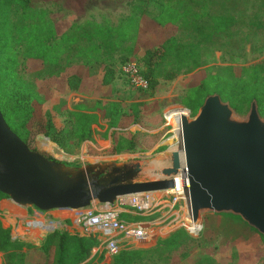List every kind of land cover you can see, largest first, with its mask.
Listing matches in <instances>:
<instances>
[{"label": "trees", "instance_id": "1", "mask_svg": "<svg viewBox=\"0 0 264 264\" xmlns=\"http://www.w3.org/2000/svg\"><path fill=\"white\" fill-rule=\"evenodd\" d=\"M37 1L0 0V111L11 130L28 147L29 139L35 134L45 136L59 147L63 139L74 140L76 143L91 140L92 125L98 120L102 105L95 101L89 107L84 105L67 109L64 120L58 118L57 111L38 115L36 104L42 101V96L32 81L19 74L20 54L25 58L40 60L59 71L62 58L65 62L80 60L85 65H102L101 82L109 84L114 77V53H120L121 62L132 52V46L125 45L126 40L131 38L127 29L131 31L132 23L137 21L138 14L151 5L157 10L156 18L160 23H176L180 20L178 26L188 35L186 39L170 35L156 47L144 51L140 74L147 81L148 90L152 92L160 79H173L181 72L198 68L203 62V46L211 43L213 37L227 31L235 22L231 13H210L207 10L209 0H135L131 6V15L120 25L113 27L92 22L77 24L64 32L59 40H55L53 21L48 17L47 11L36 8ZM62 1L66 8L81 11L86 0ZM80 83L78 74L67 75L66 86L71 91H78ZM215 93L223 101H228L237 112L245 111L253 101L262 106L264 66L255 64L244 67L242 75L233 79L209 73L190 86L180 102L190 110L192 116L205 97ZM123 116L129 117L131 124L139 125L141 130L131 132L119 128V120ZM105 122L107 129L111 130L112 154L122 150L131 153L148 151L166 130L163 126V115L145 110L138 102L131 103L128 111H122L117 101H111L108 103ZM151 130L157 131L152 133ZM48 158L53 159L50 156ZM1 199H8V196L0 192ZM129 209L136 211L133 207ZM136 213L135 216L127 214L120 217L131 222L146 220L138 211ZM181 235L187 236V232L179 228L164 238L158 237L150 249L157 252L162 244H178ZM98 244L97 234L80 235L65 229L49 231L35 244L12 238L10 227H5L0 219V252L3 254V264H23L25 251L38 245L44 253H53V264H81ZM142 252L146 251L120 248L112 255L110 263L103 264H129ZM208 256L211 257L210 254ZM98 259L102 260L103 255Z\"/></svg>", "mask_w": 264, "mask_h": 264}, {"label": "rangeland", "instance_id": "2", "mask_svg": "<svg viewBox=\"0 0 264 264\" xmlns=\"http://www.w3.org/2000/svg\"><path fill=\"white\" fill-rule=\"evenodd\" d=\"M134 2L135 0H86L84 2L86 13L84 7L81 11L66 8L62 0H38L35 5L36 8L47 11L48 17L53 21L54 38L59 40L64 32L77 24L85 25L92 22L113 27L120 25L131 15V6ZM207 10L212 14L231 13L235 22L227 31L217 34L211 43L203 46V62L198 68L181 72L173 79H160L152 92L148 87H135L122 71V66L132 60L140 71L143 68L141 59L146 49L156 47L170 35H175L179 39H186L188 35L178 26L180 20L176 23H160L156 18V8L151 5L138 14L137 21L132 23L131 31L127 29L131 38L126 40L125 45L132 46V52L125 61L121 62L120 53H114V77L109 84L101 82L102 65H85L80 60L65 62L62 58L59 71L56 67L47 66L40 60L19 55V74L32 81L42 96V101L36 104L38 115L57 111L58 118L64 120L68 106L89 107L95 101H99L102 105L99 117L105 121L108 103L111 101H117L122 111H128L131 103L138 102L145 110L163 115L166 130L160 139L162 145L148 151L131 153L122 150L112 154L110 148L96 149L93 138L82 143L63 139L59 147L49 140L56 145L51 146L45 136L35 134L29 139V147L70 166L109 160L148 162L149 159H153L148 165L146 164L144 168L146 172L142 173L139 179L159 177L156 170L160 166L169 165L168 160L165 159L167 152L174 150L173 145L178 148L181 142V137L173 135L172 127L167 124L165 116L171 109L183 107V114L173 121L174 133L181 131L182 116L188 113L180 102L186 90L209 73H217L233 79L242 75L244 67L255 64L264 66V0H209ZM71 73L78 74L81 78L78 91H71L66 86V77ZM248 109L249 107L238 113L246 114ZM257 109L259 115L264 117V103L262 106L257 104ZM192 116L190 113L189 117ZM130 121L129 117L123 116L119 120L118 127L133 132V124ZM171 136L173 138H169ZM81 150H84L83 154L89 156L81 157ZM155 195L161 201L162 208L160 212L151 214L153 216L149 219L153 220L165 214L164 205L167 200V196L161 191H156ZM141 197L144 195H139L138 199H142ZM176 211L181 221L178 219L173 227L170 225V228L166 227L169 219L154 226L156 232H153L152 238H155L156 234L159 238H164L179 228L184 229L187 236L181 235L178 244H162L160 251L157 252L150 248L145 249L146 252L138 254L129 264H264V237L256 229L254 231L253 227L250 228L251 226L241 218L231 217L226 213L205 212L200 215L199 230L189 232L182 224L186 223L182 199L177 200ZM3 212L8 215L13 211L3 210ZM209 254L211 257L208 256ZM53 258L52 252L46 254L38 245L25 251L23 264H53ZM0 264H3L1 252Z\"/></svg>", "mask_w": 264, "mask_h": 264}, {"label": "water", "instance_id": "3", "mask_svg": "<svg viewBox=\"0 0 264 264\" xmlns=\"http://www.w3.org/2000/svg\"><path fill=\"white\" fill-rule=\"evenodd\" d=\"M181 123V157L167 152L169 165L156 170L159 177L139 181L153 159L70 166L30 149L0 111V192L23 207L78 209L172 188L186 168L194 222L205 212L232 214L264 237V117L257 103L240 114L211 94Z\"/></svg>", "mask_w": 264, "mask_h": 264}, {"label": "built area", "instance_id": "4", "mask_svg": "<svg viewBox=\"0 0 264 264\" xmlns=\"http://www.w3.org/2000/svg\"><path fill=\"white\" fill-rule=\"evenodd\" d=\"M122 71L124 74L130 79L135 87H144L147 88V81L140 74L139 68L137 64L129 60L128 63H125L122 66ZM188 117L190 116V110L188 108ZM168 115L165 116V119L168 122ZM171 132V131H170ZM47 141L49 139L47 138ZM182 146V143H181ZM174 187L177 182L180 183L182 187L181 192H176L172 188H167L164 190H160L167 196L166 212L162 216H158L156 220L150 221H139V222H130L120 217V214L124 212V209L129 207H133L140 214H155V212H160L161 210V201L156 197L155 192H140L135 193L132 196V199L135 204H130L125 202V196L118 197L113 203H100L97 201L92 202L89 206L84 208H54L50 210H40L34 206L31 207H23L15 204L13 201L12 204L19 209L29 210L30 213H27V216H24L23 212L20 213H9L8 215L0 210V219L2 224L5 227H10L11 229V237L12 238H20L32 243H38V241L43 238V236L55 229H65L70 233H79L80 235L84 234H97L99 239V244L93 248L92 253H96L100 251V255H104L108 253L109 255L116 254L122 246L120 244L124 240L134 239L137 241L145 242L147 239L153 237L154 226L161 224L166 219L168 220L167 226L169 228L177 223V220L180 219L179 215L176 211L177 200L182 199L185 210V220L189 217V221L186 220V223H182L189 232H196L199 230L200 226L198 224H192L193 215L190 208L189 202V194H188V178H187V170L186 168H182L179 170L178 174L173 177ZM139 195H144L141 197L142 199H138ZM127 196V195H126ZM157 198V199H156ZM125 205V206H124ZM55 209H68L72 211L78 210L77 221L79 227H72L67 219H63L59 221L57 218H47V222H52L56 225L55 228L50 230H43L42 236L38 237L40 230L35 234L31 229H35L38 226V223L34 221V217L36 214L44 215L50 211ZM83 210V211H82ZM7 211V210H6ZM135 211V210H134ZM135 211V212H136ZM149 212V213H148ZM151 212V213H150ZM183 220V219H182ZM184 220V221H185ZM181 221V219H180ZM171 225V226H170ZM95 229L93 232L87 231L85 229ZM172 229V228H171Z\"/></svg>", "mask_w": 264, "mask_h": 264}, {"label": "crops", "instance_id": "5", "mask_svg": "<svg viewBox=\"0 0 264 264\" xmlns=\"http://www.w3.org/2000/svg\"><path fill=\"white\" fill-rule=\"evenodd\" d=\"M84 9H85V3H84ZM85 13H86V9H85ZM76 107V106H75ZM75 107H70L68 106V109H73ZM176 114V113H175ZM180 115V114H179ZM187 116V115H186ZM175 119V118H174ZM174 124V122H173ZM163 126H165V123L163 124ZM132 127L135 130H140V126L137 124H133ZM161 129V127L159 128ZM92 130H93V139L96 143L97 148L96 149H108L111 146V136H110V132L111 130L107 129V124L105 121H102V119L99 117L98 115V120L92 125ZM143 130V129H142ZM157 130H151L150 132H156ZM88 141V140H87ZM51 145L56 146L54 143L48 141ZM170 142V141H169ZM168 142V143H169ZM163 142L160 140L151 148V149H156L157 147H159L160 145H162ZM173 147H175L173 145ZM82 151V150H81ZM84 151V150H83ZM81 152V157L86 156L87 154H83L84 152ZM89 156V155H87ZM144 180V179H142ZM150 180V179H148ZM0 208L3 210H8V211H13L14 213H20L23 212L21 214H23L24 216H27V213H30V211L28 210H22L19 211V209L17 207H15L12 202L9 199H1L0 200ZM125 211L122 212L120 214L121 215H127V214H131V215H137V213L132 210V209H124ZM83 211V210H82ZM77 215H78V210L77 211H72V210H68V209H55L53 211H50L44 215H39L36 214L34 217V221L38 223V226L35 227V229H31L32 232L35 234V232L37 233L39 230V235L38 237H41L42 231L43 230H50L56 227V225L52 222H47V218H57L59 219V221H62L63 219H67L69 221V223L71 224L72 227H79L78 225V221H77ZM141 216L146 217L145 221H150L153 219H149L151 218L153 215L151 214H141ZM131 222V221H130ZM133 222V221H132ZM138 222V221H136ZM87 231L93 232L95 229H85ZM156 232V231H154ZM158 234L155 235V238H149L147 239L145 242L142 243V241H137L134 239H128V240H124L122 241V243L120 244V246H122L121 248H125V249H130L133 247H142L144 250L148 249V248H152L155 245V241L158 239L157 236ZM157 236V237H156ZM156 239V240H155ZM100 251H97L96 253H91V255L81 264H103V263H110L112 256L109 255L108 253H105L103 255V259L99 260L98 257L100 256Z\"/></svg>", "mask_w": 264, "mask_h": 264}, {"label": "bare ground", "instance_id": "6", "mask_svg": "<svg viewBox=\"0 0 264 264\" xmlns=\"http://www.w3.org/2000/svg\"><path fill=\"white\" fill-rule=\"evenodd\" d=\"M182 108L183 107H175L174 109H171L169 111V113H168V116H167L168 117V122H169V124L172 127L171 128V131L173 132V135L176 136V137L177 136L178 137H181V131H178L177 133H174V131H173V121H174V118H177L179 116V114H183L182 113V110H183ZM184 109L187 110L186 108H184ZM183 112H184V110H183ZM187 115H188V113H187ZM169 138H173V136H171ZM176 144H177V141H176ZM172 148L174 149L173 151L179 152V156L181 157V142H180L178 148L177 147H172ZM173 190L176 191V192H181L182 191V187L180 186V183L179 182H177V184H176L175 187L173 186ZM132 196H133V194L125 196V200L124 201L127 202V203H130V204H135L134 201H133V199H132ZM186 220L189 221V217L186 218ZM199 221L200 220H198L197 222H194L192 224H198L200 226V222Z\"/></svg>", "mask_w": 264, "mask_h": 264}, {"label": "flooded vegetation", "instance_id": "7", "mask_svg": "<svg viewBox=\"0 0 264 264\" xmlns=\"http://www.w3.org/2000/svg\"><path fill=\"white\" fill-rule=\"evenodd\" d=\"M146 180H147V179H144V180H140V179H139V181H146ZM150 180H152V179H150Z\"/></svg>", "mask_w": 264, "mask_h": 264}]
</instances>
